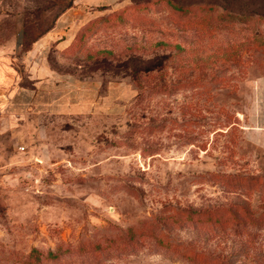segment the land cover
Returning <instances> with one entry per match:
<instances>
[{
    "label": "rangeland",
    "instance_id": "rangeland-1",
    "mask_svg": "<svg viewBox=\"0 0 264 264\" xmlns=\"http://www.w3.org/2000/svg\"><path fill=\"white\" fill-rule=\"evenodd\" d=\"M68 1L0 0V264H192L150 237L133 246L134 228L241 199L264 211V0L86 4L80 43L47 55L79 86L41 74L29 43L7 50ZM237 176L259 184L228 190ZM250 230L163 239L264 264V226Z\"/></svg>",
    "mask_w": 264,
    "mask_h": 264
},
{
    "label": "trees",
    "instance_id": "trees-1",
    "mask_svg": "<svg viewBox=\"0 0 264 264\" xmlns=\"http://www.w3.org/2000/svg\"><path fill=\"white\" fill-rule=\"evenodd\" d=\"M136 1V0H133ZM72 6V2L68 1L64 6H61V9L58 11L57 16ZM53 18L50 26L46 27L43 31L34 35L35 37L28 39L27 31L23 28L22 33V46H26V43H31L35 41L39 36H41L44 32L50 29L55 18ZM90 22H88L78 33L73 45L66 51H72L77 44L80 43L82 38L84 37L83 33L86 31ZM25 26V25H24ZM27 29V28H26ZM230 185L226 188L228 190H251L259 184V181L256 177H231L228 179ZM227 184V183H226ZM184 225H193L198 229H207L209 231L216 230H230L239 236L248 235L251 232V228L262 229L264 226V211H255L249 206V203L246 200L241 199L239 201L232 202L227 205H220L209 207L207 209H181L173 214H169L164 217H159L153 222L141 221L136 228H134L132 245L137 246V244L142 245L145 241V238L150 237L154 240L155 245L164 246L166 250H172L175 252H179L181 257L188 260L192 264H235L237 260V256H233L235 254H231L230 256H212L207 253L195 252L189 248L179 247L173 243H170L168 240H164L163 237L165 233H163V229L173 228L174 226H184ZM59 250V249H58ZM76 251L83 252L86 251L85 247H79ZM61 252L59 251H49L48 258L52 257V261L58 262L61 261ZM38 262V260H37ZM238 264V263H237ZM239 264H259L257 261L252 262H242Z\"/></svg>",
    "mask_w": 264,
    "mask_h": 264
},
{
    "label": "crops",
    "instance_id": "crops-1",
    "mask_svg": "<svg viewBox=\"0 0 264 264\" xmlns=\"http://www.w3.org/2000/svg\"><path fill=\"white\" fill-rule=\"evenodd\" d=\"M93 3H95V0H73L72 6L61 12L55 18L50 29L44 32L41 36H39L35 41L31 43L30 48L26 50V57H30L33 62L35 61L34 64L40 70L41 74H44V76L46 77H51L55 74L59 76L55 77L57 78V80H70L76 83L78 86L83 83L81 81H86L82 80L79 76L72 73L66 74L56 72L51 68L47 60V55L50 53V51H52V49H57L58 51H66L73 45L76 36L89 21L87 20L88 9H96L95 7L89 8L88 6H86V4L91 5ZM110 3L106 2L105 4ZM16 48H18L19 50L22 49L21 31L16 32L14 38L12 39V43L7 46V50H16ZM63 76H66L67 79L62 78ZM96 86H94L92 92L88 93L92 98L94 95L96 97V94L99 93V85ZM80 102L81 100L76 99L73 106L78 109L81 104Z\"/></svg>",
    "mask_w": 264,
    "mask_h": 264
},
{
    "label": "built area",
    "instance_id": "built-area-1",
    "mask_svg": "<svg viewBox=\"0 0 264 264\" xmlns=\"http://www.w3.org/2000/svg\"><path fill=\"white\" fill-rule=\"evenodd\" d=\"M20 148L23 150L24 147H20Z\"/></svg>",
    "mask_w": 264,
    "mask_h": 264
}]
</instances>
